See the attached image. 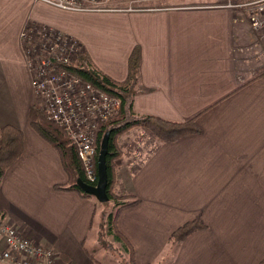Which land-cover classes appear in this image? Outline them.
<instances>
[{"label": "crops", "instance_id": "0c3cea01", "mask_svg": "<svg viewBox=\"0 0 264 264\" xmlns=\"http://www.w3.org/2000/svg\"><path fill=\"white\" fill-rule=\"evenodd\" d=\"M145 3L170 10L79 13L32 0H0V128L13 126L23 134L22 155L0 184L4 221L35 244L54 249L58 264H96L87 240L105 203L55 188L68 184L61 158L28 122L36 99L20 35L33 20L75 36L96 67L115 81L126 79L128 59L138 49L135 114L194 119L199 130L160 142L138 127L116 139L122 155L114 194L130 204L116 226L132 248L133 264H260L264 77L242 79L233 56L231 62L227 58L229 32L240 44H251L254 35L247 24L233 22L234 12L209 9L213 4L207 0ZM255 66L250 60L245 64L247 71ZM196 218L204 227L174 250L172 233Z\"/></svg>", "mask_w": 264, "mask_h": 264}, {"label": "built area", "instance_id": "2783aa9c", "mask_svg": "<svg viewBox=\"0 0 264 264\" xmlns=\"http://www.w3.org/2000/svg\"><path fill=\"white\" fill-rule=\"evenodd\" d=\"M32 1L64 11L84 12L82 4L85 0ZM110 1L90 0L91 10L98 8H93L94 5H107ZM124 1L132 7L134 3L162 0ZM209 7L234 12V23L249 26L254 41L246 47L238 48L232 61L235 66L241 68L242 76L248 79L263 74L264 0H243L238 3L228 1L223 5ZM31 23H28L26 30L21 33L20 41L24 65L28 69L37 103L45 115L47 114L46 120L58 127L76 149L85 182L95 186L98 133L100 127L118 113L120 101L96 91L91 85L71 77L60 69L62 64L71 62V55L74 53L72 49L65 54V34L55 31L47 24L37 21ZM51 31L59 35L56 41L38 51L36 42L40 43L46 37L51 38ZM35 34L36 37L33 38ZM248 60L256 64L255 70H246L245 63ZM57 259L55 250L35 244L12 223L5 220L0 224V264H56Z\"/></svg>", "mask_w": 264, "mask_h": 264}, {"label": "trees", "instance_id": "16d2710c", "mask_svg": "<svg viewBox=\"0 0 264 264\" xmlns=\"http://www.w3.org/2000/svg\"><path fill=\"white\" fill-rule=\"evenodd\" d=\"M232 3H238L242 0H228ZM139 64L140 52L134 49L128 59V74L124 81L116 82L98 70L91 60L88 53H82L77 62L73 66H68L65 70L74 77L90 83L98 91L106 93L120 100V110L117 116L100 127L97 142V153H99L100 142L106 133H109L108 151L106 154L107 169V195L109 202L114 201L116 211L106 214V218L102 219L104 224L108 222L110 230L114 231L113 239L122 243L124 252H127L129 264H133V251L128 242L121 236L117 230L116 217L129 203L118 202L123 197L114 194V187L117 184V163L121 157V152L117 146L116 139L119 135L124 134L128 130L142 126L149 129L160 142L176 141L186 135L198 132L194 119L184 122H175L165 120L152 115H138L133 109V98L135 96L136 86L139 81ZM264 73L261 74V78ZM257 78V79H258ZM245 86V85H244ZM28 122L30 126L47 142L52 144L58 152L64 170L68 176V184L55 186L59 190H71L78 192L82 197L92 198V196L82 192L76 185L78 179H84L81 162L77 156L76 149L72 146L70 140L65 134L54 124L45 119L44 114L38 106L33 103L31 105ZM23 151V134L13 126H4L0 128V184L6 171L21 157ZM96 173H97V157H96ZM5 214L0 211V224L4 221ZM204 226L199 219L185 223L176 229L170 241L174 244H180L190 234L202 229ZM260 264H264L262 261Z\"/></svg>", "mask_w": 264, "mask_h": 264}, {"label": "rangeland", "instance_id": "374dc122", "mask_svg": "<svg viewBox=\"0 0 264 264\" xmlns=\"http://www.w3.org/2000/svg\"><path fill=\"white\" fill-rule=\"evenodd\" d=\"M191 1L199 2L201 0H191ZM207 1L210 4H213V5H210V6L223 5V4H226L228 2V0H207ZM142 4L143 3H134V4H132V7H130L128 5V3L126 1H124V0H111L107 5H105V4H103V5H94L93 8H95V7H98V8L94 9V10H91L90 0H85L83 2V4H82V8H83L84 12H79V13H85V12H87V13H115V12L116 13H134V12H143V11H151V10H158L159 11V9H168V10H170L169 7H166V8L160 7L161 5L160 4H156V3H154V4L150 3L152 5L147 4V3H145L143 5ZM209 9H211V8H209ZM212 9H214V8H212ZM89 10H91V11H89ZM211 11H213V10H211ZM31 21H33V20H31ZM31 21H28L26 23V25H25L24 29L22 30V32L26 30L27 24L31 23ZM117 26H120V25H117ZM52 28L55 31H57V32L60 31L59 29H56L54 27H52ZM55 31H51V38L48 39V37H46L40 43L36 42V48H38V51L39 50L42 51V47L43 46H48L52 42L56 41V38L59 35H57V33ZM60 32H63V31H60ZM64 34L68 38L67 39L66 37L63 36L64 42H65V45H66L65 54L67 53L68 50H72V49H74V53L71 55V62L68 63V64H62L60 69L65 71L71 77H74L71 74H69L65 70V68L68 67V66H73L77 62L79 56L82 53L86 52V48H85L84 44H82L80 42V40H78L75 36H73V35H71L69 33H64ZM252 34H251V36H252ZM227 36H228V43H227V45H228V47H227L228 57L227 58L230 59V62H231V58L233 56V53L236 54V51H237L238 48L245 47V46L249 45V43L251 41L246 43V44H240L241 41H239L238 36L236 34L229 32ZM35 37H36V34L33 36V38H35ZM207 39H208V43L211 42V40H212L211 36H209ZM230 39H232V40H230ZM28 44H30V42ZM239 45H241V46H239ZM23 50H24V48H23ZM22 53L23 52H21V56H22L21 59H22L23 65H24V63H25L24 62V55H22ZM24 67L26 68L25 65H24ZM26 70L28 71L27 68H26ZM74 78H77V77H74ZM77 79L80 80L83 83L91 85L90 83H88L86 81H83L80 78H77ZM242 79L247 80V77L242 76ZM116 82H122V81H116ZM244 82L245 81H242V83H244ZM234 84L240 85L241 83H239L237 81V82H234ZM93 88L96 91H98L95 87H93ZM101 93H103V92H101ZM103 94H105V95H107L109 97H112V96H110V95H108L106 93H103ZM135 96H136V91H135ZM135 96H134V98H135ZM112 98H115V97H112ZM134 98H133V102H134ZM35 99H36V97H35ZM115 99H117V98H115ZM35 104L38 106L40 111L44 114L45 119H46L47 114L45 115V113L41 110V108L39 107V105L37 103V99H36ZM119 110H120V108H119ZM117 114L110 120H113L117 116ZM138 127L143 128L146 131H149L150 132V133L148 132L149 136L152 135L153 137H155L154 134L149 129H147L146 127L137 126V127H134V128H138ZM99 132H100V130H99ZM98 135H99V133H98ZM147 151H148V149H145V154L147 153ZM118 169H119V162L117 163V171H118ZM124 199H125V197H123V199L119 200L118 202H126V200H124ZM127 203H129V202H127ZM115 209H116V207H115L114 204H112V202L105 203L104 208H102L101 210H98L96 218L93 221V229L90 232V238H88V240H87V242H88L87 248L89 250L88 256H89V259L93 263H96V264H129V262H128L129 258L128 257H130V255L126 252V254L128 255V257H127V255L124 254L125 252H124L122 243L117 242V241H115L113 239V236L111 234L114 235V231L110 230L111 234L108 233L109 232V228H110L111 225H109L108 222L105 223V220H104V224H103L102 221H101V218H100V215H102V217L106 218V214L114 213ZM116 220H117V217H116ZM116 224H117V221H116ZM169 244H170L171 247H174V250L177 249L178 246H179V244H174L173 245L171 243V241H170ZM49 249H51V248H49ZM52 250H54V249H52ZM168 252H170V251L167 250L164 254H167ZM125 258H126V260H125ZM56 264H58V259L56 261Z\"/></svg>", "mask_w": 264, "mask_h": 264}, {"label": "water", "instance_id": "95a60500", "mask_svg": "<svg viewBox=\"0 0 264 264\" xmlns=\"http://www.w3.org/2000/svg\"><path fill=\"white\" fill-rule=\"evenodd\" d=\"M109 133H106L100 142V149L97 156V183L95 186L87 184L84 180L78 179L76 185L78 188L92 196L99 203L109 202L107 195V169L106 154L108 151Z\"/></svg>", "mask_w": 264, "mask_h": 264}]
</instances>
